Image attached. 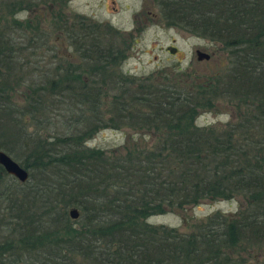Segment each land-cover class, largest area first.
<instances>
[{
    "label": "trees",
    "instance_id": "16d2710c",
    "mask_svg": "<svg viewBox=\"0 0 264 264\" xmlns=\"http://www.w3.org/2000/svg\"><path fill=\"white\" fill-rule=\"evenodd\" d=\"M46 1L58 8L53 24L70 45L69 17L62 20L61 8L68 0ZM152 1L167 26L208 39L226 53L221 92L248 111L221 129L198 127L197 109L210 107L217 88L200 86L194 94L167 84H139L132 92V80L109 88L115 82L104 68L117 65L99 55L93 36L86 38L85 57L105 62L100 80H82L68 60L67 66L42 71L40 58L53 43L39 22L15 17L17 11H32L36 0H0V151L20 155L19 165L29 174L20 183L0 166V233L6 231L7 214L11 231L19 230L13 243L5 238L0 245V264L7 253L40 257L37 264H241L244 257L237 251L247 255L254 249L264 260V0ZM22 86L18 106L14 95ZM122 96L139 106L129 119L140 124L124 125L150 133L156 143L118 154L87 148L100 129L116 125L103 122L105 99L110 113L129 112ZM50 115L63 117L65 133L27 134L25 118L49 130ZM237 197L242 201L236 214L216 212L190 233L145 222L167 210ZM71 208L79 210L78 228L66 223ZM44 215H52L47 218L54 225L63 219L62 227L29 228Z\"/></svg>",
    "mask_w": 264,
    "mask_h": 264
},
{
    "label": "rangeland",
    "instance_id": "374dc122",
    "mask_svg": "<svg viewBox=\"0 0 264 264\" xmlns=\"http://www.w3.org/2000/svg\"><path fill=\"white\" fill-rule=\"evenodd\" d=\"M42 1L36 0V2H31L30 10L32 11H17L15 17L19 21L30 19L33 23L39 22L40 28L44 29V32L50 37L53 43V49H50L51 53L47 52L43 58H40L42 62L39 64L40 70L48 71L56 66H60L59 64L67 66L66 62L71 50L64 36L58 32L59 27L53 24L52 19H54V16H51L56 14L58 8L51 9L49 2L46 0ZM69 1L70 0L61 3L63 4L61 7L62 15L64 16L62 20H64L65 23L70 13H75L78 16L82 15L98 23H107L109 28L103 27L107 37H105V41H102V44L107 45L109 41L113 46L116 48L119 47L122 51L121 56H124L122 66L114 69L115 73H108L110 79H114L113 82H115L112 86H109V88L113 86H117L118 88L126 86L122 83V80H132V84L136 86L133 85L135 89H137L139 84H148L151 86L167 84L176 89L184 88L187 92L194 94L199 93L200 86L204 88L211 87L214 91L217 88L215 91L217 94L211 98L210 107L208 108L206 107L207 105H205L197 109L194 124L198 127L221 129L227 124L235 121L240 113L248 111L249 108L247 107H241L240 110L237 109L236 107L238 105L236 101L233 100L231 102V100L225 97L223 92H221L229 67L226 53L219 48V45L208 39L195 36L177 27L167 26L159 17L158 9L152 0H113L114 4H112L111 0ZM28 2L29 0H27V3ZM21 8L26 10L27 7L22 4ZM12 18L13 17L8 16L6 19L7 21H11ZM136 19L138 24L137 29L134 30ZM115 30L118 31V34ZM91 36L93 35L91 34ZM170 49L174 51L171 52ZM197 51L207 54L210 56V59L198 60ZM53 54L56 55V58H53ZM37 60L39 59H36V61ZM57 61L60 62L58 63ZM17 90L14 95V103L21 106L23 104L22 101L25 88L22 86L21 88H17ZM119 91L121 93V90ZM121 95L122 94H120L119 97ZM121 100L126 103L124 104L125 107L129 105L127 109L129 112L125 113V115H123L124 117H118V115L110 113V108L107 105V102L110 101H108V99L104 100V103L101 105L102 112H106L103 122H105V124L116 125L106 126L100 129L91 139L86 141L85 146L87 148L118 154L119 151L121 153H126L128 150L133 152L134 150L143 148L149 149L156 143V137L149 135L150 133L140 131L136 129L137 127L124 125L140 124L138 120L131 121V119H129L136 115L135 111L138 110L139 106L133 99H129V97L122 96L120 101ZM129 100L131 101L129 102ZM76 115L77 112L73 113V117ZM50 118V121H53L54 124H52L49 130H40L39 128H43L41 125H39L38 128L31 123L29 117L25 118L24 126L27 134H32L33 136L39 134L41 137L49 138L55 135L59 136L66 132L64 130L65 128L62 129L60 126L63 117H52L50 115ZM135 147L137 148L135 149ZM15 151L22 155L26 154L25 151L21 149H15ZM7 155L16 163H21L18 159L20 155L18 158L13 154ZM48 173L47 175H49ZM53 186V189L57 188V185L54 183ZM51 197L54 198L53 196ZM241 201L239 197L231 200H204L196 206H187L182 210H167L163 214L150 216L145 222L154 227L162 226L176 229L180 233H190L195 225L206 220L207 217L216 212L231 216L236 214L239 210V203ZM39 206L40 208H36L39 209L38 215L43 209L41 205ZM71 209L67 211L68 220L66 223L74 228H78L79 224L74 223L75 220L69 217V211ZM33 211L35 212V210ZM8 216L9 214L6 215V231H3L4 233L2 234L0 233V245L3 244L5 238L6 244L11 243V241L13 243L17 238L15 233L17 231L19 232L18 229L14 232L11 231L13 225L7 224L9 222V219H7ZM51 216L47 217L51 218ZM47 217H45V215L40 218L36 216L29 228H33L34 231L48 230L49 232H53L59 229V227H62L63 219L60 218L57 225H54ZM247 253V255H245L237 251L236 255H238L240 259L244 257L243 263L241 262V264H260L264 261L263 256L255 249L249 250ZM39 258L40 257L26 254L11 256L7 253L6 256L4 255L2 262L4 264H37Z\"/></svg>",
    "mask_w": 264,
    "mask_h": 264
},
{
    "label": "flooded vegetation",
    "instance_id": "af4514ba",
    "mask_svg": "<svg viewBox=\"0 0 264 264\" xmlns=\"http://www.w3.org/2000/svg\"><path fill=\"white\" fill-rule=\"evenodd\" d=\"M70 0L69 2H71ZM112 1V4H114V1ZM68 28H69V37H70V45L69 48L71 50L69 56H68V63L71 66L72 73L75 75H79L82 80L90 81L92 79H99L102 78V75H105L106 71L104 69H109V72L115 73L114 69L117 67H121L123 64V61L119 62V59L121 57L122 51L120 48H116L113 46L111 42L108 41V44H102V41L106 40L105 37H107L106 32L103 30V27L109 28V25L107 23H98L95 22L93 19L86 18L82 15H77L75 13H70L68 15ZM136 21V26L134 28L137 29L138 21ZM102 27V29H101ZM89 31V32H87ZM117 33L118 31L115 30ZM91 33L93 37H97L100 44H98V52L101 57H106L107 61L113 60V62L116 63L117 67L114 66L112 63L109 64L108 67H105L102 69L105 62H107L104 58L105 62H102L100 64L97 63L99 60L98 58H87L85 55L87 54L86 49V38L91 36ZM112 35V33L110 32ZM118 34V33H117ZM96 50V49H95ZM83 55V57H82ZM210 59V56L207 60ZM100 66V67H99ZM134 84H131L130 90L134 92L133 90H136L133 86ZM136 87V86H135Z\"/></svg>",
    "mask_w": 264,
    "mask_h": 264
},
{
    "label": "water",
    "instance_id": "95a60500",
    "mask_svg": "<svg viewBox=\"0 0 264 264\" xmlns=\"http://www.w3.org/2000/svg\"><path fill=\"white\" fill-rule=\"evenodd\" d=\"M170 51L173 52L174 50L170 49ZM196 54L198 56V60H207L209 58L207 54L201 53L199 51H197ZM0 166L3 168L6 174L16 179L20 183H25L29 179L28 172L3 151H0ZM69 217L73 220H77L79 218V211L76 208H72L69 211Z\"/></svg>",
    "mask_w": 264,
    "mask_h": 264
}]
</instances>
